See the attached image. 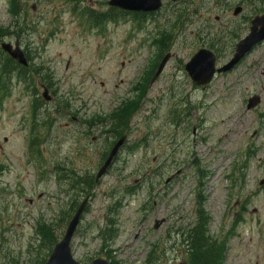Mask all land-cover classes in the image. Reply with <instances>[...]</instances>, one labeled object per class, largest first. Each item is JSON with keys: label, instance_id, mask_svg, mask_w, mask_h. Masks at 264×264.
Segmentation results:
<instances>
[{"label": "rangeland", "instance_id": "rangeland-1", "mask_svg": "<svg viewBox=\"0 0 264 264\" xmlns=\"http://www.w3.org/2000/svg\"><path fill=\"white\" fill-rule=\"evenodd\" d=\"M108 1L18 0L21 15L13 0H0L6 40L20 41L39 76L36 91L49 85L53 97L38 105L34 152L33 80H13L0 97V264L37 256L39 224L65 229L76 198L70 170L95 175L121 137L116 129L128 139L94 188L72 243L76 260L185 264L176 232L194 222L199 197L210 237L226 241L224 264H264V44L206 89L185 71L202 48L219 53V66L227 63L264 0H165L144 18L129 12L92 25L87 10L92 19L110 15ZM237 6L243 12L234 16ZM167 52L172 58L150 86ZM254 95L261 103L249 111ZM137 97L140 109L120 125L112 114ZM94 122L107 126H88Z\"/></svg>", "mask_w": 264, "mask_h": 264}, {"label": "trees", "instance_id": "trees-1", "mask_svg": "<svg viewBox=\"0 0 264 264\" xmlns=\"http://www.w3.org/2000/svg\"><path fill=\"white\" fill-rule=\"evenodd\" d=\"M14 5L12 8L13 14H15L17 11H19V3L18 0H13ZM20 14H23V11H19ZM86 13L84 11L83 15ZM92 11L89 9L87 10V15L89 19L92 20L94 25L113 21L114 18L106 17L105 15H100L97 19H92ZM19 15V13H18ZM91 22V23H92ZM183 24V22H182ZM22 25V23H21ZM21 25H19L20 30L18 31L17 26L14 28L11 26L10 28H14L13 33L17 35V38H20V34L22 32ZM8 32V30H7ZM3 30V28H0V38L5 37L9 35L11 32L8 33ZM12 33V34H13ZM5 34V35H4ZM3 35V36H2ZM167 37H170V34H167ZM161 36V39H158V42L164 46V40ZM168 45H166L167 47ZM0 59L3 60L2 63H0V97L3 98L2 92H8L10 94V83L12 79H17L18 81H23L28 86L30 81L33 80V85L31 86L32 89H34V105H33V126H32V136L37 135L36 134V125H39L38 118H37V108L39 104L38 94L35 90V77L32 75L30 68H24L21 66H18L12 59L5 56L4 54H0ZM144 92L141 91V94ZM140 98L138 100H128L123 106L119 108L113 115V118L118 121L120 125L122 123L126 122L127 113L132 111H137L136 108L138 107L140 101ZM134 112V114H135ZM125 117V118H124ZM131 118V117H130ZM104 121V120H101ZM44 122V121H43ZM52 122V121H51ZM50 122V123H51ZM129 122V120H128ZM96 123H103V122H96ZM117 126V125H116ZM113 126V127H116ZM124 130V129H123ZM118 136H121L124 134L123 132L120 133L116 129L115 131ZM119 137V138H121ZM39 140L38 136H35L32 138L31 151L34 152V149L36 145L38 144L37 141ZM71 187L76 190L77 196L82 195H88L90 191H92L95 187V183L91 178L89 179H83L81 177H78V180H75L74 183H72ZM203 202L204 199H201L198 197V210L196 213V220L195 223L184 233H182V245L185 252V257L187 260V264H224L226 259V241H224L223 238H211L209 235L208 225L210 222L209 215L205 212L203 208ZM79 202L76 201L74 204L71 205V211L75 210V208L78 206ZM70 214H66V216L63 217V224L62 226L67 223L68 219L70 218ZM63 229L56 231L55 228H52L51 226H47L46 224H39L38 231L36 232L37 235L40 237V244H39V250L36 257H34L31 261H23L21 258H18L17 260L12 257V264H44L53 248V246L58 242L62 235ZM152 258V257H151ZM151 262V260H150Z\"/></svg>", "mask_w": 264, "mask_h": 264}, {"label": "water", "instance_id": "water-1", "mask_svg": "<svg viewBox=\"0 0 264 264\" xmlns=\"http://www.w3.org/2000/svg\"><path fill=\"white\" fill-rule=\"evenodd\" d=\"M163 0H110L109 6L117 7L122 10L141 12V13H152L161 9ZM242 11L241 7H238L234 11V15H238ZM264 41V15L257 16L252 21V27L248 36L241 40L235 47V53L233 58L223 67L217 69V57L216 54L210 50L202 49L198 51L186 65L185 69L197 86L206 87L214 79L216 74H222L234 69L242 59L250 53L257 44ZM2 48L10 54L19 63L27 66V60L24 52L20 49L19 43L16 42L15 47L11 44H2ZM171 58V54H167L162 62L160 63L158 70L152 79L151 85L159 78L162 74L166 64ZM48 92L45 91L44 96L47 100L50 98L47 96ZM260 102V98L255 96L248 102L247 109L251 110L255 108ZM126 138H122L111 150L109 157L105 161L103 167L97 174V181L105 175L108 168L112 165L114 158L118 155L119 150L123 146ZM170 180H168L169 182ZM88 203V199L85 200L77 212L74 214L70 221L66 232L61 241H59L53 248L48 260L45 264H80L75 260L72 253V240L80 224L82 214ZM163 221H156L154 228L157 230L161 227ZM91 264H110L109 261L103 257L94 260ZM170 264V263H165Z\"/></svg>", "mask_w": 264, "mask_h": 264}, {"label": "flooded vegetation", "instance_id": "flooded-vegetation-1", "mask_svg": "<svg viewBox=\"0 0 264 264\" xmlns=\"http://www.w3.org/2000/svg\"><path fill=\"white\" fill-rule=\"evenodd\" d=\"M96 140H97V137L93 138V141H96ZM103 160H104V159H103ZM103 160H102V161H103ZM101 165H102V164H101Z\"/></svg>", "mask_w": 264, "mask_h": 264}]
</instances>
